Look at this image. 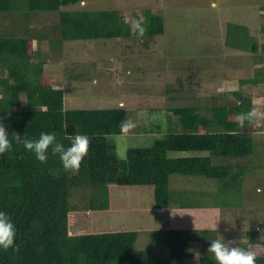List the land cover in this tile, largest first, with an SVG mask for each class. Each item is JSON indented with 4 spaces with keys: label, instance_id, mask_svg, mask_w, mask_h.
I'll list each match as a JSON object with an SVG mask.
<instances>
[{
    "label": "trees",
    "instance_id": "obj_1",
    "mask_svg": "<svg viewBox=\"0 0 264 264\" xmlns=\"http://www.w3.org/2000/svg\"><path fill=\"white\" fill-rule=\"evenodd\" d=\"M81 1L0 0V16L12 17V24L17 26L24 24L29 12L59 11L61 40L139 37L147 45L164 31L162 16L149 10L136 17L143 20L141 35L120 9H63ZM17 28L0 31V68L7 71L6 76H0V122L10 137L19 133L32 138L41 131H55L67 144L68 136L81 132L90 137V144L74 172L66 171L51 151L42 163L15 141L9 152L0 154V210L10 213L16 224L17 245L15 250L0 249V264H172V259L180 264H216L212 256H195L187 250L189 238L181 228H168V256L163 257L134 248L138 234L146 228L144 224L96 227L92 218L97 210L111 211L108 206L113 186L150 187L155 209L164 214L173 197L171 174L201 175L224 182L230 175L235 180L241 177L243 165L232 171L231 164H212L211 156L239 159L253 152L252 97L233 90V103H214L206 112L194 105L169 106L176 120L168 118V124H163L158 119L138 128V132L163 135L147 146L129 147L120 159L111 137L128 125L127 108L66 109L63 90L53 87L48 74H43L44 61L33 60L40 57V50L34 46L32 32L21 35ZM260 31L264 33V26ZM225 36L227 45L259 55L258 42L248 39L242 26L227 24ZM263 81L264 69L256 68L254 76L241 78L238 83ZM21 94L26 108L21 106ZM170 151L193 154L169 156ZM87 188H92L89 205L81 208L72 197ZM241 242L257 253V264H264V241Z\"/></svg>",
    "mask_w": 264,
    "mask_h": 264
},
{
    "label": "rangeland",
    "instance_id": "obj_2",
    "mask_svg": "<svg viewBox=\"0 0 264 264\" xmlns=\"http://www.w3.org/2000/svg\"><path fill=\"white\" fill-rule=\"evenodd\" d=\"M80 6L120 9L131 24L149 10L162 16L164 31L147 45L139 37L61 40L59 11L29 12L18 28L12 17L0 16V31L32 32L34 46L40 50V57L33 60L44 61L43 74H48L53 87L63 90L66 109L127 108L128 125L111 137L120 159L129 147L147 146L163 135L138 132V128L158 119L163 124L168 118L176 120L169 106L194 105L206 112L211 104L233 103L232 91L239 89L252 97L254 112L253 152L239 159L211 156L212 164H231L232 171L243 165L241 177L235 180L230 175L224 182L171 174L173 197L164 214L155 209L150 187L113 186L111 211L97 210L92 218L95 226L144 224L134 248L163 257L168 256L169 227L185 231L187 250L195 256H212L207 248L213 239L243 248L241 241L246 239L264 241V81L238 83L254 76L256 68L264 69V33L260 31L264 0H82L63 9ZM229 23L242 26L248 39L258 42L259 55L225 43ZM1 75H7L6 69L0 68ZM20 103L26 108L24 94ZM189 154L193 153L168 152L169 156ZM91 189L78 190L72 201L85 208ZM171 263L180 264L173 259Z\"/></svg>",
    "mask_w": 264,
    "mask_h": 264
},
{
    "label": "clouds",
    "instance_id": "obj_3",
    "mask_svg": "<svg viewBox=\"0 0 264 264\" xmlns=\"http://www.w3.org/2000/svg\"><path fill=\"white\" fill-rule=\"evenodd\" d=\"M132 29L143 34V20L138 19L131 25ZM125 128V127H124ZM65 144L57 138L55 131H41L38 137L29 138L15 133L10 137L9 131L0 122V154L9 152L12 149L13 141L22 143L26 151L33 153L40 162H46L49 151L57 155L66 171H78L83 159L88 154L90 137L86 133L77 132L67 137ZM16 224L5 210H0V249L7 250L11 247L17 248L15 243ZM207 252L212 254L216 264H257V253L251 249L233 245L224 239H213L210 241Z\"/></svg>",
    "mask_w": 264,
    "mask_h": 264
},
{
    "label": "crops",
    "instance_id": "obj_4",
    "mask_svg": "<svg viewBox=\"0 0 264 264\" xmlns=\"http://www.w3.org/2000/svg\"><path fill=\"white\" fill-rule=\"evenodd\" d=\"M262 231V233L264 234V230H261ZM260 232V231H259ZM247 240V239H246Z\"/></svg>",
    "mask_w": 264,
    "mask_h": 264
}]
</instances>
